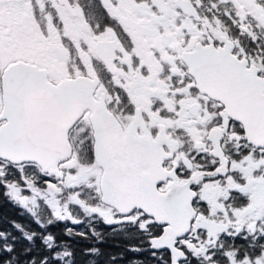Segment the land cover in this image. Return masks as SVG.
<instances>
[{"label":"snow or ice","instance_id":"obj_1","mask_svg":"<svg viewBox=\"0 0 264 264\" xmlns=\"http://www.w3.org/2000/svg\"><path fill=\"white\" fill-rule=\"evenodd\" d=\"M0 190V264H264V0H0Z\"/></svg>","mask_w":264,"mask_h":264},{"label":"trees","instance_id":"obj_2","mask_svg":"<svg viewBox=\"0 0 264 264\" xmlns=\"http://www.w3.org/2000/svg\"><path fill=\"white\" fill-rule=\"evenodd\" d=\"M12 221L30 223L32 228L37 227L34 222L30 221V218L24 213V210L6 199L2 194V190H0V230L14 231L12 227ZM72 227L80 228L81 226ZM16 234L19 235V233ZM124 242L125 241L122 238L114 237L111 235V233H109L107 241L103 247L106 253H118L122 250L121 246Z\"/></svg>","mask_w":264,"mask_h":264}]
</instances>
